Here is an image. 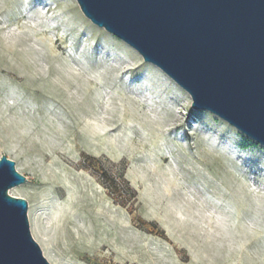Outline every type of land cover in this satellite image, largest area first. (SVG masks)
Returning <instances> with one entry per match:
<instances>
[{
	"label": "rangeland",
	"instance_id": "rangeland-1",
	"mask_svg": "<svg viewBox=\"0 0 264 264\" xmlns=\"http://www.w3.org/2000/svg\"><path fill=\"white\" fill-rule=\"evenodd\" d=\"M2 155L50 264H264V147L75 0H0Z\"/></svg>",
	"mask_w": 264,
	"mask_h": 264
},
{
	"label": "water",
	"instance_id": "water-1",
	"mask_svg": "<svg viewBox=\"0 0 264 264\" xmlns=\"http://www.w3.org/2000/svg\"><path fill=\"white\" fill-rule=\"evenodd\" d=\"M191 99L264 147V0H75ZM0 157V264H50L30 231L26 182Z\"/></svg>",
	"mask_w": 264,
	"mask_h": 264
},
{
	"label": "bare ground",
	"instance_id": "bare-ground-1",
	"mask_svg": "<svg viewBox=\"0 0 264 264\" xmlns=\"http://www.w3.org/2000/svg\"><path fill=\"white\" fill-rule=\"evenodd\" d=\"M105 123H106V121H105ZM108 124H110V123H108Z\"/></svg>",
	"mask_w": 264,
	"mask_h": 264
}]
</instances>
